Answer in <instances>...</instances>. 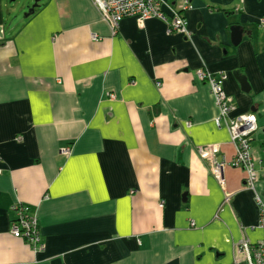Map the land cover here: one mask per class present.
I'll return each instance as SVG.
<instances>
[{
  "label": "crops",
  "instance_id": "1",
  "mask_svg": "<svg viewBox=\"0 0 264 264\" xmlns=\"http://www.w3.org/2000/svg\"><path fill=\"white\" fill-rule=\"evenodd\" d=\"M165 1L190 36L134 18L114 34L92 0H38L7 32L0 0V264H235L238 242L262 240L255 192L230 165L235 147L197 71L226 76L230 117L257 116L264 203V0ZM200 146L219 147L224 186ZM16 202L38 218L42 251L11 234Z\"/></svg>",
  "mask_w": 264,
  "mask_h": 264
},
{
  "label": "built area",
  "instance_id": "2",
  "mask_svg": "<svg viewBox=\"0 0 264 264\" xmlns=\"http://www.w3.org/2000/svg\"><path fill=\"white\" fill-rule=\"evenodd\" d=\"M99 10L104 21L116 34L125 18H134L139 28H144L150 19H160L167 25L169 34L178 33L190 36L188 28V20L180 10L173 8L167 4L165 0H92ZM193 6L186 4L183 10H191ZM94 40H98V36L93 35ZM197 77L201 82L207 83L216 99V103L220 108V118L216 120L220 125L221 119H224L230 134L231 142L235 147V154L230 161L233 168L244 169L245 188L255 192V201L259 207V220L257 227L263 231L262 240L252 243L249 240H241L235 245L237 251L235 264H264V203L260 194L256 190V182L258 175L255 170L254 157L251 154V141L258 130V119L254 113H244L236 117H230L234 106L229 101L228 95L223 87L226 79L225 75L218 78L213 76L207 70L199 69ZM65 155L71 153V147L61 149ZM220 149L218 146L198 147L200 158L210 162L211 174L215 177L221 186H224L225 179L223 170L225 163L219 162L217 159ZM231 196L227 197V200ZM164 206V202L160 204ZM15 214L11 224V234L16 238H23L29 242L32 248L37 251L44 249L41 239L38 218L31 214L28 205L22 202H16L12 206ZM194 227L195 223L191 222Z\"/></svg>",
  "mask_w": 264,
  "mask_h": 264
},
{
  "label": "rangeland",
  "instance_id": "3",
  "mask_svg": "<svg viewBox=\"0 0 264 264\" xmlns=\"http://www.w3.org/2000/svg\"><path fill=\"white\" fill-rule=\"evenodd\" d=\"M29 1V2H28ZM36 0H9L8 8H10V18L6 24V31L13 30L16 19L24 20L25 14L35 4Z\"/></svg>",
  "mask_w": 264,
  "mask_h": 264
},
{
  "label": "water",
  "instance_id": "4",
  "mask_svg": "<svg viewBox=\"0 0 264 264\" xmlns=\"http://www.w3.org/2000/svg\"><path fill=\"white\" fill-rule=\"evenodd\" d=\"M38 6H39L38 0H36L35 4L25 14V17H29V16L33 15L35 12V9ZM243 32H244V30H242V28L240 26H233L231 28L232 44L234 46H238L241 43V41L243 39ZM0 36H1V38H3V28L2 27H0ZM236 75L238 76L237 79L241 83L242 90L245 92H249L250 87H249L247 78L244 75L240 74L239 72H236Z\"/></svg>",
  "mask_w": 264,
  "mask_h": 264
}]
</instances>
